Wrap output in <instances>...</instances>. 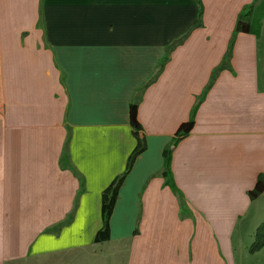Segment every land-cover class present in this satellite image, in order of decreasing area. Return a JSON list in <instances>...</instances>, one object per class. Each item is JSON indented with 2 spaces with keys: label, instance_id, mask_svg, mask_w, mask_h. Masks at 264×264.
Instances as JSON below:
<instances>
[{
  "label": "crops",
  "instance_id": "0c3cea01",
  "mask_svg": "<svg viewBox=\"0 0 264 264\" xmlns=\"http://www.w3.org/2000/svg\"><path fill=\"white\" fill-rule=\"evenodd\" d=\"M201 4L198 27L195 0H0V264H95L112 240L125 264H236V226L264 222V191L248 196L264 180V0ZM183 37L142 91L146 148L96 243L102 194L137 143L129 106ZM170 145L182 198L162 176Z\"/></svg>",
  "mask_w": 264,
  "mask_h": 264
},
{
  "label": "trees",
  "instance_id": "16d2710c",
  "mask_svg": "<svg viewBox=\"0 0 264 264\" xmlns=\"http://www.w3.org/2000/svg\"><path fill=\"white\" fill-rule=\"evenodd\" d=\"M195 1L199 7L198 24H197V26L199 27V26H201V22H202L201 21L202 4H201V0H195ZM252 6L253 5L247 6L239 14L238 21H237L236 26L234 28L232 37H231L229 44H228V49L224 55L222 62L212 71V74H211V77H210V80H209L207 86L204 88L202 94L197 98L196 104L192 108L189 121L180 125V127L176 131L175 138L171 144L172 146H176V144L182 138H184L185 136H187L190 133V131L192 130V128L194 126V116H195V112L197 110L198 105L205 98L207 92L210 90L211 86L213 85L218 73L228 67V63H229L230 58H231L232 46H233V41H234L235 35L240 33V32L247 31L246 27H247V24L249 22ZM243 21L246 22L245 25H244V23L242 24ZM184 38L185 37L180 38L179 40L173 42L168 47L166 57L159 63L157 71L148 80L146 85H144V87L142 89L137 91L133 101L131 102V104L129 106L130 125L133 129V134H134V137L136 138L137 143H136V147L134 148L132 154L129 157L126 171L121 176H119L116 180H114L112 182V184L102 194V206H101L102 226L95 234L94 240L96 243L97 242H103V241H106L109 239V237H110L109 220H110V216L112 215L116 200L118 198L119 188L121 187V185L124 181V177L130 171L136 157L139 154H141L146 148L145 137H144V134L142 132V128L139 125L138 120H137L138 105H139L140 100H141L142 91L144 90V88L149 83H152L153 81H155L156 77L161 72L165 62L168 60V55H169L170 51L176 45H179L180 43H182ZM171 145L167 146L163 151L164 165H163L162 176L164 177L166 184H168V186H170V188H172V190L175 193L180 195V192L174 186L172 179L170 178V161H171V155H172ZM263 191H264V180L261 177H259L255 188L252 191L248 192V196H249L250 200H254ZM180 197H181V195H180ZM181 205L183 206V200H181ZM263 246H264V222H262L258 226L256 233H255V240L252 243V245L250 246L249 250L251 252H256V251L260 250Z\"/></svg>",
  "mask_w": 264,
  "mask_h": 264
},
{
  "label": "rangeland",
  "instance_id": "374dc122",
  "mask_svg": "<svg viewBox=\"0 0 264 264\" xmlns=\"http://www.w3.org/2000/svg\"><path fill=\"white\" fill-rule=\"evenodd\" d=\"M258 203L264 207V196L259 199ZM262 220L260 217H252L249 220L238 223L236 226L233 234L236 264H264V246L256 251L255 254L249 250L255 240L256 230L263 222ZM245 246L247 251L244 250ZM127 250V243L120 244L115 240L109 241L101 246H95V264H125Z\"/></svg>",
  "mask_w": 264,
  "mask_h": 264
}]
</instances>
